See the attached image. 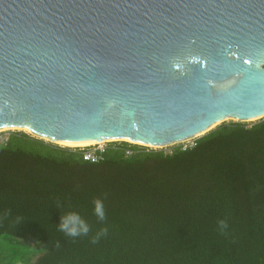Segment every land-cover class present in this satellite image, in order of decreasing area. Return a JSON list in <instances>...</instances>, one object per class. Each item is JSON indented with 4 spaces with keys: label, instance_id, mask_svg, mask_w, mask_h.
<instances>
[{
    "label": "water",
    "instance_id": "95a60500",
    "mask_svg": "<svg viewBox=\"0 0 264 264\" xmlns=\"http://www.w3.org/2000/svg\"><path fill=\"white\" fill-rule=\"evenodd\" d=\"M261 118L264 0H0V132L163 148Z\"/></svg>",
    "mask_w": 264,
    "mask_h": 264
},
{
    "label": "trees",
    "instance_id": "16d2710c",
    "mask_svg": "<svg viewBox=\"0 0 264 264\" xmlns=\"http://www.w3.org/2000/svg\"><path fill=\"white\" fill-rule=\"evenodd\" d=\"M85 150L6 132L0 264H264V118Z\"/></svg>",
    "mask_w": 264,
    "mask_h": 264
},
{
    "label": "rangeland",
    "instance_id": "374dc122",
    "mask_svg": "<svg viewBox=\"0 0 264 264\" xmlns=\"http://www.w3.org/2000/svg\"><path fill=\"white\" fill-rule=\"evenodd\" d=\"M227 122L228 121H236V120H234V119H228V120H226ZM246 122H253V121H246ZM14 130H18V129H14ZM13 129L12 130H5V131H2V132H4V134L0 137V143L2 142V140L4 139V138H6V132L7 131H14ZM23 131H25V130H23ZM27 132V131H26ZM28 133V132H27ZM194 140L195 139H190V140H187V141H184V142H182V143H177V144H172V145H170V146H166V147H163V148H159V149H165V151H167V152H170V151H172V149L175 147V146H179V145H183V146H187V145H192L193 144V142H194ZM122 140H118L117 142H121ZM109 142H115V141H107V140H104V141H101V142H98V143H94V144H89V145H83V146H76V147H79V148H82V147H96V148H98V147H101V146H106L107 145V143H109ZM54 143V142H53ZM131 143V142H130ZM56 144H58V143H56ZM59 145H62V146H65V145H63V144H59ZM138 145H141V144H138ZM141 146H145V145H141ZM69 147V146H68ZM145 147H150V146H145ZM150 148H152V147H150ZM1 240L3 239L2 237L0 238Z\"/></svg>",
    "mask_w": 264,
    "mask_h": 264
},
{
    "label": "built area",
    "instance_id": "2783aa9c",
    "mask_svg": "<svg viewBox=\"0 0 264 264\" xmlns=\"http://www.w3.org/2000/svg\"><path fill=\"white\" fill-rule=\"evenodd\" d=\"M86 148V150L84 151L83 157L85 160H89L92 162H96L99 159H101L103 157V152L105 150V146H101V147H82V149Z\"/></svg>",
    "mask_w": 264,
    "mask_h": 264
},
{
    "label": "bare ground",
    "instance_id": "6f19581e",
    "mask_svg": "<svg viewBox=\"0 0 264 264\" xmlns=\"http://www.w3.org/2000/svg\"><path fill=\"white\" fill-rule=\"evenodd\" d=\"M25 130H27V129H25ZM101 141H104V140H91V141L68 142V143H65V142H57V143L67 144V145H71V146H83V145H89V144L98 143V142H101Z\"/></svg>",
    "mask_w": 264,
    "mask_h": 264
}]
</instances>
